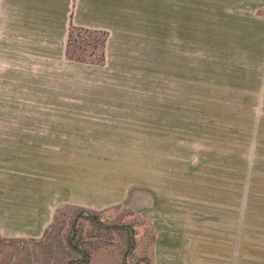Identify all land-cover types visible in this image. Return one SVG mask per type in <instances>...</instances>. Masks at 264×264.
Here are the masks:
<instances>
[{"label": "rangeland", "instance_id": "rangeland-1", "mask_svg": "<svg viewBox=\"0 0 264 264\" xmlns=\"http://www.w3.org/2000/svg\"><path fill=\"white\" fill-rule=\"evenodd\" d=\"M101 39L99 33L74 34L73 54L86 57L93 50L92 44H96L92 57H97ZM135 51L137 57H145ZM154 53V66L149 59L135 57L138 60L133 61L132 82L125 84L133 91L124 94L133 103L169 104L158 93L166 85L179 87L186 76L189 94H211L217 99H189L186 113L182 111L185 121L178 122L176 130L108 133V138L121 140L124 147L102 146L99 129L76 130V194L84 197L91 190L92 199L99 200L100 170L105 174L107 165L102 164V157L107 151L109 155L114 152L120 160L108 164L118 174L117 180H107L108 196L122 188V199L89 212L63 205L45 236L15 241L0 238V264H135L137 258L150 256L153 247L147 197L148 188L155 187H162L163 195L159 197L171 202L167 207L186 201L183 196L174 197L173 190L181 193L179 190L185 187L219 189L218 195L203 193L208 197L205 203L220 198V203L226 204L220 207L223 219L219 226L229 225V230L219 245L227 249L234 243L236 252L240 250L248 257L246 264H264V202L247 189L249 182L257 186L264 181V0H172L171 37H166V42L156 37ZM139 64L146 66L136 68ZM166 75L177 77L166 84ZM97 82L93 79L77 85V95L83 97L86 92L88 96L77 99V105L98 106L101 94L112 96L100 91ZM138 90H155L158 95L149 99L148 94L137 95ZM93 117L96 118L80 115L77 121ZM225 119L246 126L251 122V129L228 130ZM242 187L245 189H238ZM103 191L106 197L105 188ZM211 209L204 207L205 219L217 215ZM89 215H98V222L90 220ZM74 218L80 248L89 253L85 263L80 262L83 255L66 244ZM236 256V262L243 261L239 254Z\"/></svg>", "mask_w": 264, "mask_h": 264}, {"label": "crops", "instance_id": "crops-1", "mask_svg": "<svg viewBox=\"0 0 264 264\" xmlns=\"http://www.w3.org/2000/svg\"><path fill=\"white\" fill-rule=\"evenodd\" d=\"M71 24L107 33L103 65L67 57ZM171 25L172 0H0L1 239L41 237L62 205L97 210L122 199V188L108 196L107 180H117L118 176L108 164L120 160L114 152L109 155L107 151L102 157V164L107 165L105 174L100 170L99 200L92 199L91 190L84 197L76 194V130L99 129L101 145L118 148L121 140L108 138V133L176 130L178 122L185 121L182 111L186 113L189 99H217L211 94H189L187 76L179 87L166 85L176 75H166V87L158 93L169 104L149 102L142 106L124 95L133 91L131 86H125L135 73L133 61L149 59L154 66L156 37L165 42L166 37L170 39ZM135 50L145 57H137ZM139 66L146 65L136 68ZM93 79L98 80L100 91L112 96L101 94L98 106L77 105V99H88L86 92L83 97L77 95V85ZM135 92L148 94L149 99L158 95L155 90ZM80 115L96 118L77 121ZM223 123L228 130L237 132H246L252 125L231 119ZM257 184L260 185L251 186L249 182L247 189L264 202V181ZM104 188L106 197L102 196ZM181 189V193L173 190L171 194L183 196L186 201L167 207L171 202L159 197L163 195L162 187L148 188L152 263L246 264L248 257L240 250L236 252L234 243L227 249L219 245L229 230V225L219 226L223 219L220 207L226 204H221L220 198L205 203L208 197L203 195L204 191L218 195L219 189ZM206 206L217 213L215 218L205 219L202 212ZM226 239L229 245L230 237ZM236 254L243 261L236 262Z\"/></svg>", "mask_w": 264, "mask_h": 264}, {"label": "trees", "instance_id": "trees-1", "mask_svg": "<svg viewBox=\"0 0 264 264\" xmlns=\"http://www.w3.org/2000/svg\"><path fill=\"white\" fill-rule=\"evenodd\" d=\"M80 32H87L89 34L90 33H94V34L99 33L102 35V39H101L100 44H99L100 50H99V53L97 54V57H95V58L92 57V55L95 54L94 49L97 47L96 44H92L93 50H91L86 57L81 56V54H77V55L73 54V50H72L73 35L79 34ZM106 38H107V33L104 31L91 30V29H87V28L77 27V26H74L71 24L69 27V35H68L66 55L69 59H73V60H76L79 62H89V63H95V64L103 65V63H104V46H105ZM62 206L57 208V210L55 211L52 223L45 229L42 236H45L46 233L48 232V229L53 225V222L55 221L57 215L59 214L60 208ZM76 207L79 208V210L81 212H84V211L89 212L88 211L89 209H86L83 207H78V206H76ZM88 218L90 220H95L98 222L99 217H98V215L97 216L96 215H94V216L89 215ZM76 220H77V218H74L73 224H72V226H73L72 232L69 235V237L66 239V244L70 250L82 254L84 259H82L80 262L85 263L88 261L89 253L80 248V244H79L80 240H79V238L76 237V230H77V226L75 224ZM2 240H7V241H13L14 240L15 241V239H2ZM69 264H72V261L69 262ZM135 264H153V263H152L150 256H143L142 258H137Z\"/></svg>", "mask_w": 264, "mask_h": 264}, {"label": "water", "instance_id": "water-1", "mask_svg": "<svg viewBox=\"0 0 264 264\" xmlns=\"http://www.w3.org/2000/svg\"><path fill=\"white\" fill-rule=\"evenodd\" d=\"M128 228H129L130 232L132 233V229L130 227H128Z\"/></svg>", "mask_w": 264, "mask_h": 264}]
</instances>
